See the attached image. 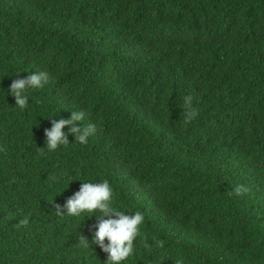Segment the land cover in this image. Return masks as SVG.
Instances as JSON below:
<instances>
[{
  "label": "trees",
  "instance_id": "16d2710c",
  "mask_svg": "<svg viewBox=\"0 0 264 264\" xmlns=\"http://www.w3.org/2000/svg\"><path fill=\"white\" fill-rule=\"evenodd\" d=\"M104 180L145 218L123 264H264V0H0V264H105L63 207Z\"/></svg>",
  "mask_w": 264,
  "mask_h": 264
},
{
  "label": "clouds",
  "instance_id": "9594fccd",
  "mask_svg": "<svg viewBox=\"0 0 264 264\" xmlns=\"http://www.w3.org/2000/svg\"><path fill=\"white\" fill-rule=\"evenodd\" d=\"M47 79L48 74L46 72L30 74L23 78L18 76L9 85L7 95L14 98L16 106L23 108L28 103L26 95L28 89L42 87ZM191 100L190 96L186 97L185 103L190 105ZM85 115V112L79 111L74 112L67 119L60 118L54 121L51 129L45 130L46 148L49 151H54L59 146L68 144L67 137L69 134L74 135L75 141L78 140L81 144L87 143L88 136L94 132L95 128L94 125L78 127V122L83 121ZM188 115L189 118H192L196 113L191 111ZM66 126L68 131H62ZM235 191L239 194L242 189L238 187ZM243 191H247V189H243ZM63 207L68 215L75 217L82 213H90L93 217L99 213L91 244L97 245L102 252L107 254L105 264H123L133 255L135 251L134 241L139 235L140 226L144 223L145 218L139 211L128 215L113 206V188L108 180L99 183L82 182L79 190L66 200ZM56 209L58 213H61L59 205H56ZM80 243L84 247H90L87 238L82 237Z\"/></svg>",
  "mask_w": 264,
  "mask_h": 264
}]
</instances>
